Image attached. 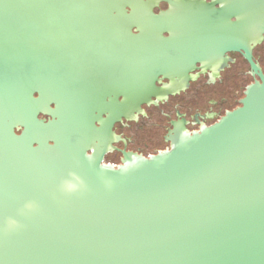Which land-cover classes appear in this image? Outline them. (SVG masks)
<instances>
[{
    "label": "water",
    "instance_id": "95a60500",
    "mask_svg": "<svg viewBox=\"0 0 264 264\" xmlns=\"http://www.w3.org/2000/svg\"><path fill=\"white\" fill-rule=\"evenodd\" d=\"M234 6L259 77L241 106L198 131L175 124L170 149L114 167L105 149L88 151L151 99L160 66L149 79L141 59L159 54L144 42L173 40L174 12L0 0V264H264V74L253 60L264 0Z\"/></svg>",
    "mask_w": 264,
    "mask_h": 264
},
{
    "label": "flooded vegetation",
    "instance_id": "af4514ba",
    "mask_svg": "<svg viewBox=\"0 0 264 264\" xmlns=\"http://www.w3.org/2000/svg\"><path fill=\"white\" fill-rule=\"evenodd\" d=\"M145 1L151 2L156 14L174 12V39L144 42L147 50L159 54L141 59L150 64L146 66L149 79L153 77L151 64L160 66L154 80L156 90L145 85L151 99L140 104L142 113L137 119L117 122L111 136L90 146V155L105 149L103 163L114 167L123 164L125 154L148 158L170 149L167 139L175 124L194 132L202 124L218 122L241 106L247 86L259 80L241 54V7L234 6L237 0ZM163 35L170 36L168 32ZM231 45L238 50L225 49ZM123 60L128 62V58ZM253 60L264 74V39L255 45ZM121 82L128 84V80ZM39 118L51 119L42 114Z\"/></svg>",
    "mask_w": 264,
    "mask_h": 264
}]
</instances>
